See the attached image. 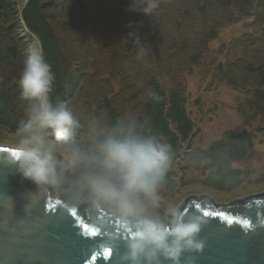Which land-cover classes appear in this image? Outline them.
<instances>
[{"label":"rangeland","instance_id":"rangeland-1","mask_svg":"<svg viewBox=\"0 0 264 264\" xmlns=\"http://www.w3.org/2000/svg\"><path fill=\"white\" fill-rule=\"evenodd\" d=\"M14 1L18 3L21 18V12L24 13L32 0L26 6V0ZM46 1L49 0H40V5ZM180 2L158 0L154 13L142 17L140 21L142 12L128 11L131 0H112L110 6L115 11L113 21L102 20L99 14L91 17L90 14H78L69 19L68 8L63 4L49 16L59 22L61 38L66 41L65 55L69 57L68 62L72 67L77 59H83L95 61L102 76L117 69V73L108 78L117 103L111 94L101 97L102 93L98 90L91 91L89 95L77 91L72 98L75 87H69L67 97L62 99L68 87H52L50 99L53 104H64L63 100H68L65 107L80 119L85 129L94 119L103 121L104 109H98V105L105 98L113 101L123 117L134 118L138 111L135 106L145 92L153 90L149 80L157 75L167 88L176 87L187 95V111L195 121L197 131L192 141L194 148L208 147L230 129H247L255 135L253 152L243 162L234 164L247 172L243 174L245 182L231 192L205 186L200 182L202 175L199 172L185 167L180 169L176 162H172L171 168L177 172L178 187L172 192L164 183L161 185L158 207L154 210L161 215L170 206L178 208L191 194H208L216 203H229L264 192V0H190L189 15L180 16L177 13L176 18L170 17L173 31L156 11L167 5L177 8ZM116 6H119V10ZM240 8L245 17L232 23L241 17ZM215 14H222L221 18L232 24L225 23V27L209 36V28L219 26ZM208 16L216 21L211 23ZM183 19L184 26L177 29L176 20ZM20 26L18 14L0 10V89L11 86L20 89L23 62L33 49L39 48L33 36V41L20 39L17 34L10 38L12 29L19 33L22 29V37L30 35L25 31L28 28ZM194 27H200L203 31V44L190 41ZM134 28L143 30L142 43L137 42L132 31ZM18 41L27 43L22 47V60L13 59L7 53L8 47ZM106 60H110L111 64L106 65ZM107 67L110 69L107 70ZM127 71L129 75L126 76ZM82 83L80 81V85ZM129 83L134 85L133 90L126 89ZM134 92L138 93L135 101L132 99ZM54 94L59 99L53 98ZM16 104L22 113V121L26 122V102L17 100ZM124 111L131 113L127 115ZM16 142L15 131L0 124V144L16 148Z\"/></svg>","mask_w":264,"mask_h":264},{"label":"clouds","instance_id":"clouds-1","mask_svg":"<svg viewBox=\"0 0 264 264\" xmlns=\"http://www.w3.org/2000/svg\"><path fill=\"white\" fill-rule=\"evenodd\" d=\"M157 7L158 0H131L128 11L148 15ZM23 65L27 119L15 130L19 155L10 159L17 171L40 191L71 189L91 209L108 212L128 237L120 264H180L185 252H201L206 218L175 206L163 215L154 211L172 166L171 146L135 118L94 119L85 129L64 104L51 101L55 77L42 51L33 49Z\"/></svg>","mask_w":264,"mask_h":264},{"label":"water","instance_id":"water-1","mask_svg":"<svg viewBox=\"0 0 264 264\" xmlns=\"http://www.w3.org/2000/svg\"><path fill=\"white\" fill-rule=\"evenodd\" d=\"M32 35L42 51L41 41ZM14 152L16 148L0 146V264H120L128 237L118 222L106 211L91 209L71 189L40 191L10 162ZM178 208L209 221L200 233L204 249L185 252L180 264H264V192L229 203L191 194Z\"/></svg>","mask_w":264,"mask_h":264},{"label":"trees","instance_id":"trees-1","mask_svg":"<svg viewBox=\"0 0 264 264\" xmlns=\"http://www.w3.org/2000/svg\"><path fill=\"white\" fill-rule=\"evenodd\" d=\"M111 2L112 0H49L40 5V0H32L25 8L23 17L29 28V31L26 29L25 31L35 33L42 41L43 55L51 65L55 77L52 87L54 89L68 87L62 99L67 97L69 87H75V91L71 93L72 98L77 91L89 95L91 91L98 90L102 93L101 97L111 94L115 100L114 102L117 103L116 94L110 88L108 79L109 76L117 73V69L106 76H102L98 72L95 61L77 58L76 65L72 67L68 62L69 57L65 55L66 41L61 38L59 22L55 18H49L63 4L68 8L67 16L69 19L78 14L81 16H89L90 14V17L99 14V16H102V20L113 21L115 11L110 6ZM17 4L14 0H0V10L18 14L20 27L23 28ZM177 5V8L167 5L156 11L168 22L173 31L175 29L169 23L170 17L176 18L177 13L180 16L189 15L190 0H181ZM118 8L119 6H116L117 10H119ZM240 13L241 17L232 23L239 22L245 17L242 8H240ZM221 15L215 14L219 26L216 29L209 28V36L225 27V23L232 24L221 18ZM145 16L147 15L141 13L139 21ZM208 17L212 20L211 23L216 21L214 17ZM184 24V19L181 21L176 20L177 29L183 27ZM132 31L137 42L142 43L143 30L134 28ZM16 32L15 29L10 30V38L17 34L20 39L27 38L28 41H33L31 34L22 37L24 35L22 29L20 33ZM189 39L193 41V44H203L205 35L200 27H194ZM26 44V41L11 44L12 46L8 47V55L13 59L22 60L24 58L22 47ZM105 64L110 65L111 61L106 60ZM109 69L110 67H107V70ZM127 75H129V71L126 72ZM80 81H83L81 85ZM149 84L153 86V90L145 92L140 103L135 106V110L138 108V111L134 118L144 126V130L168 143L172 149L173 162L177 163L178 168L185 167V169H193L199 172L202 175L200 182L205 186L225 192L238 189L245 182L243 174L246 175L247 172L235 167L234 164L243 162L253 152L255 135L247 129H230L208 147L194 148L192 141L197 131L195 121L187 111V95L183 90L176 87L167 88L157 75L150 78ZM14 88L11 86L0 89V124L10 127L13 131L21 122H24L21 119L22 113L16 104L17 100H23L21 90ZM126 89L133 90L134 85L132 83L126 84ZM153 93L160 97L158 101L152 98L151 94ZM137 94L134 92L132 95L134 101ZM52 97L59 99L56 94ZM63 101L66 105L69 102L68 100ZM100 108L104 109L101 118L107 124H115L117 120L125 119L119 108L109 98H105L103 103L98 105V109ZM123 113L128 115L131 112L124 111ZM176 177L177 172L170 167L163 183L172 192L176 191L178 187ZM183 180H185V175Z\"/></svg>","mask_w":264,"mask_h":264},{"label":"snow or ice","instance_id":"snow-or-ice-1","mask_svg":"<svg viewBox=\"0 0 264 264\" xmlns=\"http://www.w3.org/2000/svg\"><path fill=\"white\" fill-rule=\"evenodd\" d=\"M13 155L18 156L19 153H18V152H14ZM76 215H77V213H76L75 211H73L72 214H71V217L74 218ZM204 215H205V216H209V215H220V214H212V213H209V212H205ZM224 219L227 220L229 223H233V222H234V221H232L229 217H224ZM246 223H247V222H246ZM84 230H87V225L84 226ZM97 234H98V230L95 229V228H93V229L91 230V232H90V235H91L92 237L97 236ZM105 253H106V255H108V256L111 255V251H110V250H105Z\"/></svg>","mask_w":264,"mask_h":264},{"label":"bare ground","instance_id":"bare-ground-1","mask_svg":"<svg viewBox=\"0 0 264 264\" xmlns=\"http://www.w3.org/2000/svg\"><path fill=\"white\" fill-rule=\"evenodd\" d=\"M0 146H7L8 147V145H5V144H0Z\"/></svg>","mask_w":264,"mask_h":264}]
</instances>
